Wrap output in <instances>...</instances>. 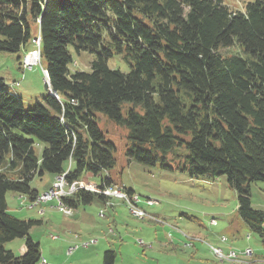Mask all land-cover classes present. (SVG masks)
<instances>
[{
  "label": "trees",
  "instance_id": "1",
  "mask_svg": "<svg viewBox=\"0 0 264 264\" xmlns=\"http://www.w3.org/2000/svg\"><path fill=\"white\" fill-rule=\"evenodd\" d=\"M36 36L57 98L45 92L25 111L0 78V264L41 260L29 237L41 222L9 213L7 193L33 202L35 178L72 182L113 167L101 117L127 132L128 159L193 179L226 176L239 218L264 246V213L250 203L251 184L264 185V0L234 11L222 0H0V52H30ZM69 46L94 54L90 72L69 70ZM233 47L244 56L220 54ZM114 55L128 72L108 68ZM102 186L64 201L110 198ZM15 239L20 257L4 247ZM114 261L103 253L102 264Z\"/></svg>",
  "mask_w": 264,
  "mask_h": 264
},
{
  "label": "rangeland",
  "instance_id": "2",
  "mask_svg": "<svg viewBox=\"0 0 264 264\" xmlns=\"http://www.w3.org/2000/svg\"><path fill=\"white\" fill-rule=\"evenodd\" d=\"M253 1L222 0L223 4L232 11L241 10L246 3ZM36 48L35 45L31 44V50H35ZM68 50L72 56V63L68 67L69 70L71 72H90V63L95 59L94 54L89 52L76 54L70 46ZM220 54L223 56L235 54L244 56L236 47L221 49ZM17 57V55L0 52V78L4 80V89L8 93L20 97L23 101L25 111H28L36 103H42V98L45 96L44 80L46 76L40 66L35 67L31 71L23 72L22 69L18 68L20 60H17ZM107 66L111 70L117 69L124 73L129 71L128 64L116 55L109 59ZM22 72L24 73L23 78ZM12 81L19 82L20 86L11 88L10 83ZM53 96L57 98L56 95ZM182 97H184V94H182ZM100 119L99 129L105 134L106 139L116 147V151L112 155L114 159L113 167L109 170H103L99 174V177L90 175L85 185L89 188L99 187L103 180L111 178L113 182H119L125 188L133 190L140 198L141 202L139 207L151 215L139 219L133 217L129 212L127 203L121 199L110 197L109 202H107L108 204L106 203L104 205L98 197H94L90 204H81L79 206L80 209L86 208L94 211L95 217L88 218L91 220L89 226L94 227V234L88 233L86 237L82 232L76 237L72 234V242L68 247L76 245L78 248H83H80L78 253L72 258H66L63 254H60L56 261H51V264H101L102 254L108 250L113 251L115 254L114 264H264V246L259 241L260 239L257 235L243 228L242 225L245 224L237 214L236 192L228 186L226 176L213 179L203 177L193 179L177 171H166L157 165L146 166L132 159H128L124 155V151L128 145L126 139L127 132L119 129L113 122L103 117ZM180 152L185 153L184 149L174 150V153ZM49 177V175L45 174L41 178L33 179L31 188L40 192L47 185ZM55 180H57V177ZM48 190L49 188L39 195L41 196L48 192ZM12 197L13 195L11 193H7L6 204L9 213L19 220L42 221L30 229L29 237L37 241L42 240L44 249L48 248L50 252L51 250L57 251L55 248H51L49 238L50 234L56 233L50 229L48 221H45L46 215H39V213L42 214V212L47 210L44 203L48 204V202H40L31 207L32 202L24 196L18 195V200L14 197L15 202ZM146 199H151L154 203L150 206L146 205ZM53 200L56 206V199L53 198ZM250 203L252 209L264 213L263 184H251ZM40 205L41 207H39ZM112 209L117 211V219L119 222L123 226L128 227H125L127 229L126 232L119 230L120 228L118 229L119 234L123 238V242L118 237H113L106 233L110 219L108 216H110ZM54 211L58 213L56 209ZM61 211L69 214L73 212L69 209ZM212 220L216 224H211ZM57 221L58 224L62 225L60 219L57 218ZM142 223L149 225L148 229L141 233L138 231L135 234V230L143 226ZM164 225L167 226L166 238L161 236V227L163 228ZM152 227H157L155 230L157 233L150 230ZM181 232L194 236H202V234L205 235L207 232H212V236H209L210 234L207 236L211 237L209 240L216 239L217 236L219 239L224 237L226 238L224 244L227 241L228 244L233 243L232 249L230 250L238 253L239 260L227 263L215 257L212 254V248L216 246L211 245L213 242L207 244L205 241H202L204 242L203 245V243L197 240V242H193L191 241L193 239H189L179 243L177 240H181L179 237ZM133 235L134 237H132ZM99 236L102 238L107 237V242H100ZM154 238L157 240L155 244L157 247L154 251H150L148 249L150 248V245L147 244L148 241L144 240ZM94 240L95 244L91 245V241ZM141 240L143 246L139 243ZM23 242V239H15L6 243L4 247L6 250H10L15 257H20L25 253V249H19L20 245L24 244ZM87 242L90 243L88 246L91 245V247L87 248L88 246H83ZM97 242L100 243L97 245ZM193 243H197L195 245L201 244L202 251L196 253L192 248ZM220 249L223 251L222 248ZM245 250H250L251 256L242 257L239 255V253ZM42 256L41 259H43ZM45 261L40 260L41 264ZM47 264H50V262H47Z\"/></svg>",
  "mask_w": 264,
  "mask_h": 264
},
{
  "label": "crops",
  "instance_id": "3",
  "mask_svg": "<svg viewBox=\"0 0 264 264\" xmlns=\"http://www.w3.org/2000/svg\"><path fill=\"white\" fill-rule=\"evenodd\" d=\"M23 54L24 53H19L17 56L18 57L19 56L21 57ZM19 65H20V63H18V68L21 69V67H19ZM90 175L91 174H85L82 177L81 181L84 184H86L87 183L86 182L87 181V178H89ZM99 176L100 175H97L95 177H99ZM54 180H53V177L50 176L47 185L44 186L42 188V190L40 192H38V194L46 191L50 187L51 183L56 182V180L55 181ZM105 181H108V182L105 183ZM100 185H103L102 187H113V186H117V187H121V188H123V189H125L127 191H132L133 192V190L128 189V188H125L121 183H119V182H113L111 178H108L106 180H103ZM119 185H121V186H119ZM15 196L16 195H13V197H12L14 202H15V199H14ZM98 198L101 200V202L104 205H106V203L109 202V199H110V198H106V197L105 198L104 197H98ZM16 199H17V197H16ZM70 200L71 201L72 200H75V195L73 197H71ZM54 202L55 201L53 200V201H50V203L48 202V204L47 203H44L46 205L47 210L46 211L44 210L45 212H42V214L39 213V215L40 216L46 215L45 221H48L50 229L53 232H55L58 236H60V237H58L56 234H50L49 235L50 242H51L50 243L51 248H55L57 251L51 250V252H50V250L48 248L47 249L46 248L45 249L43 248L42 240L37 241V240H33L32 239L34 242L38 243L39 246H40L41 256L43 255L42 256L43 259H41V260H43V261L46 260L48 263L50 262V264H51V261H56V259H58V257H59L60 254H63L64 257H66V258H68V257L69 258H72L76 253H78V251L80 250V248H83V247H80V248L76 249V251L72 255H70V256H67L66 255V250H67V248H70L68 246H70L71 245V242H72V234L75 235V237L76 236H79L81 232L84 233L85 237L88 235V233L89 234H94V227L93 226H89L91 220L88 219V218H94L95 217L93 210H89V209H86V208L80 209L79 206L81 204L76 203L74 206L69 205L73 209V212L72 213L69 214V213H67L65 211H63V212L61 211L62 214H63L62 215L61 212H60V210H57L56 209ZM41 205L39 207H41ZM55 209H56V211L58 213H56L54 211ZM36 214H38V213H36ZM152 215H154V214H152ZM108 217H110V219H109V223H108V226H107L106 233H108L110 236L118 237L119 240L121 242H123V238L119 234L118 229L120 228L119 230L126 232L127 229L125 227H127V226H123L122 223L119 222V220L117 219V217H118L117 211L115 209H112L110 211V216H108ZM57 218L60 219V222L62 221L61 222L62 225L58 224ZM40 222H42V221H40ZM142 224H143L142 227H138V229L135 230V234H137L138 231L141 233V232L146 231L148 229L149 225H144V223H142ZM242 226H243V228L248 229L247 227H245V225H242ZM166 227L167 226H165V225H164L163 228L161 227V231H162L161 236L164 237V238H166V236H165V234L167 232L166 231ZM156 228L157 227H152V229H150V230H153L155 233H157V231H155ZM208 234H210L209 236H212V232H209V233L207 232L205 235L202 234V236H200V235L199 236H194V235H189V234H186V233L181 232V234L179 235V237L181 238V240L178 239L177 241H179V243H182V241H184V240L193 239L191 241H193V242L199 241L200 243H203V245H204V242H202V241H205L207 244H209V243L211 244V242H213L211 245H216L215 247L222 248L225 253H227L230 249H232L231 247L233 246V243L228 244V241H227L226 244H224L225 242L224 243H221V241H220V239H219L218 236H217L216 239L209 240L211 237H207ZM195 235H197V234H195ZM81 236H83V235H81ZM169 236H170V234H169ZM169 236H167V237H169ZM132 237H134V235ZM107 239H108L107 237H105V238L100 237V242H107ZM144 241H148L147 244L150 245V248H148V249H150V251H154V249L157 247V245H155L157 243V240H155V238L154 239H150V240L149 239H146ZM177 241L175 240V242H177ZM259 241L261 242V240H259ZM99 243L97 242L96 244L98 245ZM195 244H197V243H195ZM195 244L193 243V246H192V248L194 249V251L196 253H198L199 251H202L201 246H200L201 244H198V245H195ZM91 245L88 246L87 248L91 247ZM71 247H74V246H71ZM197 247H198V249H197ZM19 249H22V250L25 249L24 244L23 245H20ZM84 249H86V248H84ZM95 256L98 257L97 255H95ZM102 256H103V254H102ZM255 257H257V256H255ZM46 261L43 262L42 264H47ZM156 262H157V260H156ZM263 262H264V260H263ZM227 263H230V262H227ZM39 264H41V262ZM101 264H102V257H101Z\"/></svg>",
  "mask_w": 264,
  "mask_h": 264
},
{
  "label": "built area",
  "instance_id": "4",
  "mask_svg": "<svg viewBox=\"0 0 264 264\" xmlns=\"http://www.w3.org/2000/svg\"><path fill=\"white\" fill-rule=\"evenodd\" d=\"M35 46L37 47L34 51L27 53V63H28V70H31L33 67L40 66V60L38 56V42L35 41ZM45 84V82H44ZM14 86H18L19 83H14ZM48 93L56 95L50 91ZM104 188H112V194L117 195V199L120 200V193L121 192H128L127 190L113 186V187H104ZM98 190H101L100 188H89L86 186L82 181L79 180H74L72 182H67L66 180V175L61 176L60 180L58 182H53L50 187H49V194L47 196H39L38 199L45 200L47 197H56V209L58 210H68L70 207L65 203L64 199L70 198L73 195H75L78 191H85V192H90L94 193ZM134 195L135 198V203H137V206L139 208V215H133V217H137L141 219V216H148L150 215L149 213H146L143 209L139 207L140 204V198L138 195H136L133 192H129ZM153 200L151 199H146V205H151L153 204ZM108 204V203H107ZM102 215V214H100ZM211 224H215V221L212 220ZM142 242V240H141ZM95 244V240H94ZM76 250H70V248H67L66 250V255L70 256L72 255ZM222 251V250H218ZM228 252H232L231 250ZM39 263V262H38Z\"/></svg>",
  "mask_w": 264,
  "mask_h": 264
},
{
  "label": "bare ground",
  "instance_id": "5",
  "mask_svg": "<svg viewBox=\"0 0 264 264\" xmlns=\"http://www.w3.org/2000/svg\"><path fill=\"white\" fill-rule=\"evenodd\" d=\"M35 41H37L38 42V56H39V60H40V54H39V49H40V37L39 36H36L35 37V40L34 41H32V43H33V45H35ZM21 65H22V69L23 70H28V63H27V54L23 57V59H22V63H21ZM45 85L48 87L49 86V83H48V81L46 80V78H45ZM49 88V87H48ZM49 91L50 92H52L50 89H49ZM53 93V92H52ZM50 94V93H49ZM50 95H52L53 96V94H50ZM63 175H65V174H62L61 176H63ZM61 176H58L57 177V180H56V182H58L59 180H60V178H61ZM103 195H106V196H110V197H115V198H117V195L116 194H112V189L111 188H106V189H104L102 192H101ZM49 194V190H48V192H46V193H44V194H42L41 196H47ZM56 199V197H47V198H45V200H42V199H38V197H37V199L36 200H34L31 204V207H33V206H35L37 203H40V202H49V201H52V199ZM19 199H20V197H19ZM22 199V198H21ZM120 199L122 200V201H125L126 203H127V205H128V208H129V212L132 214V215H139V208H138V206H137V203H135V198H134V195L133 194H131V195H127V193L126 192H121L120 193ZM124 202V203H125ZM144 216H141V219L143 218ZM147 217V216H146ZM145 217V218H146ZM154 218V217H153ZM140 219V218H139ZM151 221H152V219H151ZM154 221V220H153ZM155 222V221H154ZM158 223V222H157ZM226 241V238H224V237H222L221 238V242H225ZM139 243L141 244V246H143L142 245V242L141 241H139ZM90 243L89 242H87V243H84L83 244V246L84 247H87L88 245H89ZM91 244H94V241H91ZM76 249H78V246H74V247H70V250H76ZM211 250V249H210ZM218 250H221L220 248H217V247H215V248H212V254H214V256L215 257H217V258H219L221 261H225V262H236V261H238L239 259V257H238V253H236V252H228V253H224L223 251H218ZM239 255H241L242 257H249V256H251V251L250 250H245L244 252H242V253H239ZM241 262V261H240ZM223 263V262H222Z\"/></svg>",
  "mask_w": 264,
  "mask_h": 264
}]
</instances>
